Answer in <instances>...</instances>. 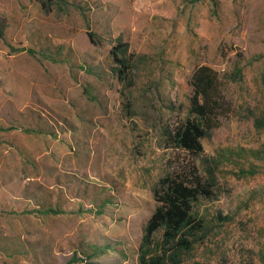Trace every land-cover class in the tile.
<instances>
[{"label": "rangeland", "instance_id": "obj_1", "mask_svg": "<svg viewBox=\"0 0 264 264\" xmlns=\"http://www.w3.org/2000/svg\"><path fill=\"white\" fill-rule=\"evenodd\" d=\"M0 19V264H143L155 187L192 164L213 197L184 264H264V0H0ZM201 66L231 109L194 157L171 133Z\"/></svg>", "mask_w": 264, "mask_h": 264}, {"label": "trees", "instance_id": "obj_2", "mask_svg": "<svg viewBox=\"0 0 264 264\" xmlns=\"http://www.w3.org/2000/svg\"><path fill=\"white\" fill-rule=\"evenodd\" d=\"M6 26V21L0 19V38ZM89 37L95 43V37L92 34ZM121 50L123 47L116 49ZM122 53L121 59L113 53L120 83L128 80L130 70L126 51ZM189 86L192 88L189 117L171 133V141L174 147L197 157L204 152L203 140L221 125L231 102L225 93L224 78L208 66L194 71ZM211 188L194 164L185 173L170 175L158 182L154 190L156 209L145 227L144 240L149 243L157 233L162 235L157 248L150 250L149 247L141 257L143 264H184V255L201 239L199 236L205 229L194 207L200 199H212Z\"/></svg>", "mask_w": 264, "mask_h": 264}]
</instances>
